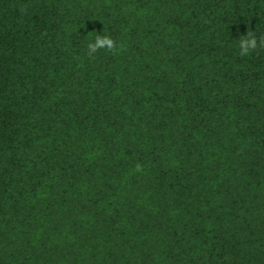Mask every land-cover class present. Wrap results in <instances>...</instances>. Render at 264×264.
I'll return each instance as SVG.
<instances>
[{"label": "trees", "instance_id": "trees-1", "mask_svg": "<svg viewBox=\"0 0 264 264\" xmlns=\"http://www.w3.org/2000/svg\"><path fill=\"white\" fill-rule=\"evenodd\" d=\"M0 264H264V0H0Z\"/></svg>", "mask_w": 264, "mask_h": 264}, {"label": "clouds", "instance_id": "clouds-1", "mask_svg": "<svg viewBox=\"0 0 264 264\" xmlns=\"http://www.w3.org/2000/svg\"><path fill=\"white\" fill-rule=\"evenodd\" d=\"M114 41L108 36L105 35L101 39L99 35H97L94 42L88 44L89 54L96 53L98 49L107 48L112 50L114 48ZM257 47V39L255 36H252L250 33L246 37H242L239 40V49L241 56H247L251 50H254ZM139 167V166H137Z\"/></svg>", "mask_w": 264, "mask_h": 264}]
</instances>
